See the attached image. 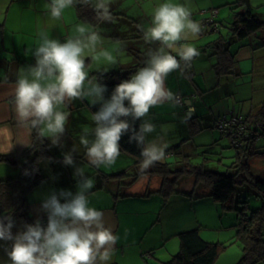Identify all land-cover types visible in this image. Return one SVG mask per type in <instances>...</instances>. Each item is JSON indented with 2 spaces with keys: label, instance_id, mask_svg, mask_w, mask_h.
<instances>
[{
  "label": "crops",
  "instance_id": "1",
  "mask_svg": "<svg viewBox=\"0 0 264 264\" xmlns=\"http://www.w3.org/2000/svg\"><path fill=\"white\" fill-rule=\"evenodd\" d=\"M236 1L133 0V2L128 3L126 0H110L112 19L110 21L98 20L94 23L79 18L75 3L73 7L65 9L59 20H54L51 18L49 9L46 7L50 3V0H0V154L23 153L33 143L34 129H31L30 126L21 127L18 123L15 112L14 89L20 71L22 69L27 71L29 67L35 66L31 62L36 60L34 51L41 42V33L47 35L49 39L64 43L67 38L77 36L78 33L75 32V28L78 24H83L89 31L99 33L101 42L97 44V52L101 50L110 51L114 46H118L115 49H119V52L115 51V49L111 52L116 59L114 64H108L103 60L94 64L95 61L92 60L93 54L86 52L84 57L85 70H90L88 79L92 80L93 78H97V74L99 73H109L112 71L131 72V77L143 67V65L139 66L137 64L140 54L143 53V45H139L144 40L143 31L146 29L143 21H146L147 27L151 26V19L156 6L164 2L182 3V5L190 7L191 19L196 23L209 16L208 9L219 8L216 19L218 20L221 16L223 17L224 20H221V22L223 26L227 27L228 32L235 18L232 3ZM93 3H95V0H93ZM222 6H225V8L223 9ZM228 7L230 8L228 9ZM244 9L241 8L237 11L239 12ZM143 16L146 18H143ZM119 21L129 23L130 28H122ZM225 22H230V24L226 25ZM222 25L221 31L223 29ZM140 27L142 30H140L141 33H138L137 31ZM135 29L137 30L130 37H135L136 39L132 40L127 34L132 33L130 30ZM213 30V24L209 23L204 26L203 23L198 39L180 41L179 45L186 43L199 48L202 45L209 44L217 37L216 32ZM110 31L114 33L118 31L119 34L115 33V35ZM207 32L208 34L214 32L216 36H205ZM227 32L226 30L223 31L225 35ZM122 33H125L126 40L124 41L118 38ZM261 37L262 33L258 32L234 43L232 46V50L237 51L238 69L244 76L251 74L254 84L257 74L260 77H264L263 67L258 72V65H261L262 61L264 62V44H259ZM145 44L148 49L147 53L149 49H156L150 46V44ZM139 48H141L140 51L138 50ZM167 51L171 55L176 56L178 62L181 64L176 52ZM124 55H126L125 60ZM243 60L253 61L252 70L248 69L246 65L242 66L241 62ZM262 66H264V63H262ZM189 68V66L183 67L181 65L179 70L186 74V69ZM170 76L173 75L170 74ZM216 81L215 75H213L212 83L201 80V86L209 92L202 94L199 98H195L194 96H192V99L186 98V108H179L181 106L174 100L172 103L163 102L152 107L144 118L155 126V131L147 137L146 143L155 141L167 144L165 157L163 160L158 161V163H169L168 170H173L170 162L173 161L172 157L182 153L184 155H191L194 147L198 144L205 145L203 143L211 141L214 145L211 144L208 148L217 149L219 141L223 142L218 136H212V140H204L203 142H197L196 138L206 131L217 130L215 122L219 121V116L230 115L233 110H236L237 113L249 115L248 117L252 118L261 110L262 106H259L261 103H253L250 96L244 95V93L236 96L229 84L230 81L227 83L224 81L219 87L216 86ZM261 85H264V81H261ZM85 87H87V81L85 82ZM185 91V93H190L195 90L194 87L186 84ZM179 92L176 91L173 97ZM262 99L264 103V97ZM93 106L90 99L85 98L75 100L66 106L60 107L59 110L69 113L65 132L57 145H53L51 139L45 137L49 151L47 149L45 156H42L39 160L41 173L44 177L28 194V207L18 214L14 221L12 233L16 235L19 231L24 230L25 224L36 222L37 220L44 223L43 221L46 220L47 214L42 210V203L45 198L52 192L59 193L61 190L75 193L77 191L76 184L78 180V177L74 175L75 168L83 167L85 174L94 181V186L88 193L89 206L103 213L105 227L111 229L113 234L118 237L116 244L111 249V258L107 261V264H166L177 251L179 252L177 250L178 246L181 247V243L177 248L174 243L172 246L167 245L169 240L172 237L180 239V234L194 229L192 228L194 224L191 223L184 227L179 225V223H172L168 224L172 227L166 228L165 221L169 220L167 217L169 213L166 215L162 214L160 205L154 209L156 202L154 201V197L148 198L150 194L148 191L154 189V191L161 193L162 198H165L172 192H177V194H180V192L169 184V175L161 176L160 174L154 180L156 173L138 174L140 172V160L122 149H120V156L114 165L110 167L101 166L99 168L90 166L85 156V149L80 144V136L84 129L87 128L89 133L88 139L90 141L94 139L92 133L95 124L91 119L92 114H94ZM187 109L190 111L184 121L182 114ZM193 116L197 117L193 120L197 123H190L192 127L196 125L198 131L191 134L189 120H192L190 118ZM260 122L263 123V121ZM163 124L166 126H163ZM172 124H177L179 128L172 130ZM29 142L30 145L26 146L24 144ZM191 143H193V146H190ZM186 146L189 148L188 151L185 150ZM177 148L178 150H175ZM182 148L184 150H181ZM74 149L75 151H73ZM70 152L74 158V166H65L63 164L64 154ZM31 157L33 156L24 154L17 160L16 164L3 162V164L8 165L0 166H12L5 167L8 173H13L14 170H21L22 172L23 164ZM254 158H257V156ZM249 161H251L253 171H255L257 169L254 165L256 161ZM105 176L111 177L105 180ZM165 182L166 186H164ZM198 185L200 186L199 194L204 193L205 196L209 195L210 186L201 181L197 183L196 187ZM168 186L171 187V190ZM210 197L212 198V196ZM61 203H64V201L61 200ZM158 211L160 212L158 213ZM177 225L179 226L176 227ZM43 227L46 228L47 225H43ZM201 235L203 238L209 239L203 233ZM11 244V241L0 240V264H11L6 252V250H11ZM163 244H166L167 247H163ZM97 264H101V262L98 261ZM221 264H230V261Z\"/></svg>",
  "mask_w": 264,
  "mask_h": 264
},
{
  "label": "clouds",
  "instance_id": "2",
  "mask_svg": "<svg viewBox=\"0 0 264 264\" xmlns=\"http://www.w3.org/2000/svg\"><path fill=\"white\" fill-rule=\"evenodd\" d=\"M76 2L50 0L46 7L51 18L59 20L65 9ZM79 3L93 7L97 20L112 19L110 0H95V3L79 0ZM201 31V25L191 19L186 6L171 2L156 6L151 26L143 31V39L147 44L159 42L160 46L149 49L146 66L118 84L107 100L106 87L96 78L89 80L85 70L86 52L93 54V61L116 62L110 51H96L101 42L99 33L78 24L75 28L78 35L67 38L64 43L41 33V42L34 51L35 66L27 71L22 69L16 80L14 99L18 123L34 129L37 138H50L57 145L69 119V113L59 110L60 107L78 99H90L93 105L99 103L101 107L91 117L95 124L94 139H88L87 128L80 136L88 164L96 168L114 165L120 156L121 138L130 133L129 143L135 142L141 147L140 170H147L164 159L167 144L146 143L155 126L144 118L152 107L174 100L173 94L165 90L164 81L181 67L176 56L167 50L176 52L180 61L190 67L199 53L194 46L179 45V42L198 39ZM129 118L133 123H129ZM136 121H140L138 130L134 127ZM24 144L27 146L30 142ZM63 164L74 166L71 152L64 154ZM74 175L78 177L75 193L52 192L43 201L42 210L48 220L46 228L37 220L35 224H25L24 230L13 235L12 217L0 218V240L12 242L11 250H6L11 264H97L98 261L107 264L110 260L118 237L105 227L103 213L89 206L88 193L94 186L93 179L85 174L83 167L75 168Z\"/></svg>",
  "mask_w": 264,
  "mask_h": 264
},
{
  "label": "trees",
  "instance_id": "3",
  "mask_svg": "<svg viewBox=\"0 0 264 264\" xmlns=\"http://www.w3.org/2000/svg\"><path fill=\"white\" fill-rule=\"evenodd\" d=\"M75 4L81 20H89L94 23L98 21L93 7L80 4L79 0H77ZM241 8L245 9L238 12L237 10ZM232 9L235 12V18L227 34L225 35V33L221 31L222 22L215 19L217 26H214L213 31L216 32L217 37L209 44L196 48L199 55L195 58L207 55L216 58L214 75L217 80L216 86L218 87L223 84L224 81L227 83L242 75V72L237 66V51L232 50L234 43L261 32L262 37L259 44H264V17L253 10L250 0H237L232 3ZM91 17H93V19H91ZM31 63L35 65L36 60ZM181 65L186 67L182 61ZM186 71V76L189 78L195 76L194 70L191 71L189 68L186 69ZM130 74L131 72L123 71L97 74L96 79L107 89L104 94L106 100L111 98L118 84L124 80L130 79ZM200 82L201 80H198L196 83H187L190 87L197 86V88L190 93H178L174 97V101L181 107L186 108V98L192 99V96L199 98L202 94L209 92L208 90H202ZM192 84L194 86H192ZM179 98H181V101H179ZM263 106L259 113L252 118L248 117L249 115L238 112L244 119L243 123L246 125L248 123L250 128L255 131L254 137H249L251 131L247 129L242 131V133L234 139L232 133L222 130L218 127V122H215V126L217 127L215 128L222 136L230 141L232 147L236 150L235 161L233 163L234 170H229L224 173L213 170L204 172L202 173V179L198 177L197 180V183H200V181L203 183L204 181L206 185L210 186L209 195L222 205L225 210H232L238 215L236 227L239 225L238 234L243 238V255L236 264L264 263V176L263 178H258L249 161L256 156L259 159H264V152L257 150L259 141L264 137V124L257 125L260 121L264 123ZM100 107V104L94 105V113L98 112ZM232 114H237V111L233 110L230 115H221L218 117V120L229 118ZM196 118V116H193L190 118L192 120H189L191 134L197 133L198 131L197 126L194 125V127H192L191 124L197 123L193 121ZM129 123H133L130 118ZM139 125L140 121L134 123V127H136L137 130L139 129ZM129 136L130 133L122 136L120 141L121 149L137 157L140 160V164L143 159L140 154L141 147H138L135 142L129 143ZM233 141H239V143L235 145ZM47 149L48 143L46 138H37V134L34 130L33 143L23 153L0 154V163L6 162L10 164H16L17 160L24 154L33 156L23 164L20 175L6 179L0 178V218L11 216L12 220L15 221L18 214L28 207V194L37 186L42 177H44L41 173L39 160L42 156H45ZM175 150H178V148ZM184 156L189 155L185 154ZM168 165L169 163L162 164L156 162L147 170H140L138 174L159 173L163 176H170L174 171L171 169L168 170ZM110 177L111 176H105V180ZM164 186H166V182ZM250 195H254L262 200V205L259 208L251 209L248 200ZM43 222L45 223V221ZM44 223H41L42 226L47 225V223ZM29 224H35V222ZM180 243L181 247L179 252L173 255L166 264H216L215 262L222 250V246L218 243L203 239L198 228L182 232L180 234ZM232 261H234V256Z\"/></svg>",
  "mask_w": 264,
  "mask_h": 264
},
{
  "label": "rangeland",
  "instance_id": "4",
  "mask_svg": "<svg viewBox=\"0 0 264 264\" xmlns=\"http://www.w3.org/2000/svg\"><path fill=\"white\" fill-rule=\"evenodd\" d=\"M126 2L131 3L133 2V0H126ZM250 3L251 6L253 7V10L256 13H259L262 17H264V0H251ZM187 8L190 9L189 6ZM222 8L224 9L225 6H222ZM229 8L230 7H228V9ZM211 10L212 9H208L209 16L211 15ZM217 10L219 11V8H217ZM209 16H207L206 18H208ZM143 18L146 17L143 16ZM204 20L198 22L201 25V27L203 26ZM221 20H224L222 16L218 19V21ZM143 22L145 23L147 29L148 27L146 21ZM225 23L226 25L230 24V22H225ZM119 24L120 26H122V28H130L129 23L127 22L119 21ZM222 28H223L222 33L224 30H226L227 32V27L223 26ZM136 30L137 29L130 30V32L132 33H128L127 36H129V38H131L132 40L136 39L135 37H130L133 36L134 31ZM140 30H142L141 27L138 29L137 32L141 33ZM110 32L114 33L113 31ZM115 33L119 34L118 31ZM124 34L125 33H122V35H120L118 38L123 39V41L126 40ZM205 36L215 37L216 34H214V32H212V34H208L207 32L205 33ZM110 39H112V37H110ZM155 44L154 43L150 44V46L157 49L159 46V42H156ZM139 45L141 46L143 45L142 46L143 53L141 54L139 53L140 56L137 64H139V66L143 65V67H145L146 66L145 62L148 59V55H147L148 49L146 48L147 46L144 40ZM116 47L118 46H114V48L110 50V52H112ZM138 50L140 51L141 48H139ZM125 58L126 55H124V60ZM215 61L216 58L211 55L195 58L190 65V70L191 71L194 70L195 76L189 78L188 76H186V74H184V72H181L179 69H177L170 73L173 76H170L169 74L166 77L164 81L165 90L171 92L172 94H174L176 91H180L179 93L185 94L187 83H194V82L196 83L198 82V80H203L206 82L209 81L210 83H212L213 75L215 72L214 70ZM97 63L98 62L96 61L94 62V64ZM262 63L264 62L262 61L261 65H258V72L261 71L262 67L264 68V66H262ZM241 64L242 66L246 65V67L248 69L250 68V70H252L253 68L252 60H243ZM89 71L90 70L86 71L88 75L90 74ZM255 78H256L255 84L252 82L251 74H249L248 76L247 75L239 76L237 80L230 81L229 84L232 87V90L234 91L236 96H239L242 93H244V95H248L251 97L253 103L260 102L261 105L259 106H263L264 103L262 101L263 100L262 98L264 97V85L263 86L261 85V81H264V77H260V75L257 74ZM192 86L194 85L192 84ZM196 88L197 86L194 87V90ZM201 88L202 90H205L203 89V87ZM165 102H169V101H165ZM170 103H172V101ZM187 110H184L183 112L184 114H182L184 121L185 118L188 117L187 114L190 111ZM163 126L166 125L163 124ZM178 128L179 126L177 124L171 125L172 130ZM212 133H214V135H212ZM212 136H218L220 140L223 141L222 143L219 141V145H217L216 150L212 147L208 148L211 144L214 145L213 142L209 141V143H203L205 145L198 144L197 146H195L192 151V154L189 156H184V154L182 153L175 155V157H172L173 161L170 162L172 166L171 168H173L174 172L172 175L169 176V184L173 185L174 189L176 188L177 191L180 192V194L179 193L177 194V192H172L169 195H167L165 198H162L161 193H158L154 191V189H151L148 191L150 193L148 195V198L154 197V201L156 202L154 209H156L160 205V211L162 212V214L166 215L167 213H169L167 215L169 220L165 221L166 228L172 227L168 225L172 223H179V225L184 227L185 225H189L191 223L194 224V227L192 228H198L201 234L203 233L205 237L207 236L206 238H209L208 240L205 238L203 239L209 242L218 243L219 245L222 246L221 253L219 254L217 261L215 263L221 264V263H228L230 261V264H236L243 255V238L238 234L239 225L236 227V224L238 222L237 213L232 210L229 211L225 210L222 207V205L215 202L214 199L211 198L209 195L205 196L204 193L199 194L200 186L198 185L196 187L197 185L196 180H198V177L202 179L203 177L202 173L204 172H209L213 170V171H218L220 173H224L229 170H234L233 163L235 161L236 150L232 147L230 141L227 138L223 137L218 130H210L209 132L206 131L203 134L199 135L196 138V140L197 142H203L204 140H210V139L212 140ZM190 146H193V143H191ZM257 147H258L257 149L258 151L264 152V137L259 141ZM188 149H189L188 146H186L185 150L188 151ZM181 150H184V148H182ZM251 160L256 161L254 165L257 169H255L254 173L258 178H263L264 159L253 158ZM0 165H8V164H3L2 162L0 163ZM5 167H12V166H0V178L6 179L21 174V170L18 171L14 170L13 173H8V170H6ZM10 169H15V168H10ZM155 175L156 176L154 180H156L160 174L156 173ZM161 176L163 175L161 174ZM203 183L205 182L203 181ZM168 187L171 190V187L170 186ZM201 195L204 197H202ZM197 196L198 198H196ZM248 200L251 209H257L262 205V200L255 197L254 195H250ZM149 208H151V206H149ZM160 211H158V213ZM162 219H163V215H162ZM179 225H177L176 227H178ZM173 243L177 248V246L180 244V239L178 237H172L167 245L172 246ZM163 247L166 248L167 247L166 244L165 245L163 244ZM177 250H180L179 246ZM233 256H234V261H231V259L233 260Z\"/></svg>",
  "mask_w": 264,
  "mask_h": 264
},
{
  "label": "built area",
  "instance_id": "5",
  "mask_svg": "<svg viewBox=\"0 0 264 264\" xmlns=\"http://www.w3.org/2000/svg\"><path fill=\"white\" fill-rule=\"evenodd\" d=\"M218 14V10L212 9V15L211 17H208L204 20V26L207 24H213L215 27L217 26V23L215 22L216 16ZM179 101H181V98H179ZM244 119L241 117L238 113L232 114L229 118H223L218 121V127L222 130H225L226 132L232 133V137L236 139L244 130L249 129L251 133L249 134V137H254L255 131L250 128L249 124H244ZM259 122L257 125H263L264 123ZM235 145L239 143V141H233ZM242 147V146H241ZM48 223L47 216L45 220V224Z\"/></svg>",
  "mask_w": 264,
  "mask_h": 264
}]
</instances>
